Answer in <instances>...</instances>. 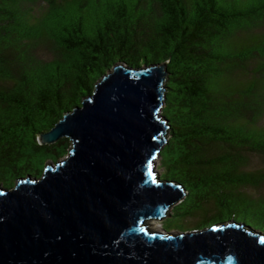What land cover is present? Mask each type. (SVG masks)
Returning a JSON list of instances; mask_svg holds the SVG:
<instances>
[{
  "label": "trees",
  "instance_id": "16d2710c",
  "mask_svg": "<svg viewBox=\"0 0 264 264\" xmlns=\"http://www.w3.org/2000/svg\"><path fill=\"white\" fill-rule=\"evenodd\" d=\"M263 59L264 0H0V183L67 155L38 134L115 64L166 63L161 176L185 191L169 216L264 231V168H245L264 157Z\"/></svg>",
  "mask_w": 264,
  "mask_h": 264
},
{
  "label": "water",
  "instance_id": "95a60500",
  "mask_svg": "<svg viewBox=\"0 0 264 264\" xmlns=\"http://www.w3.org/2000/svg\"><path fill=\"white\" fill-rule=\"evenodd\" d=\"M167 74L166 63H117L38 134L70 147L39 177L0 185V264H264V233L249 226L167 234L146 222L184 192L154 167L168 129Z\"/></svg>",
  "mask_w": 264,
  "mask_h": 264
},
{
  "label": "rangeland",
  "instance_id": "374dc122",
  "mask_svg": "<svg viewBox=\"0 0 264 264\" xmlns=\"http://www.w3.org/2000/svg\"><path fill=\"white\" fill-rule=\"evenodd\" d=\"M264 60V59H263ZM256 65V67H257V64H255ZM231 76H232V74H230ZM230 76V77H231ZM227 83H229V81L227 82ZM263 123H264V116H263V121H262ZM68 138V137H67ZM166 138H167V136L165 137V141H164V143L166 142ZM69 143H71V142H69ZM64 157H62V158H60V159H58V160H61V159H63ZM55 162V161H54ZM53 161H47V163H51V164H53L54 163ZM160 156H156V158L154 159V167H155V170L157 171V173H158V175L160 176V178L161 179H163V180H165V178L164 177H162L161 176V173H162V167H161V165H160ZM264 168V157H262L261 155H259V154H257V153H249V154H247V161H246V163H245V168H247V169H251V170H255V169H258V168ZM17 181V180H16ZM14 184H15V182H14ZM0 185L1 186H3L1 183H0ZM257 193H260V194H263L264 195V185L260 188V189H258L257 191H256ZM185 195V191L183 192V194H182V196L181 197H183ZM180 200H178L175 204H177L178 202H179ZM175 204H173V205H175ZM173 205L168 209V211L166 212V215H164V217H162V218H159V219H148L146 222L148 223V225L150 226V228L151 229H153V230H155V231H157V232H165V233H167V234H178V233H182V232H184V233H186V232H190V231H204V230H207V229H209V227H206V228H201V229H199V228H194V226H195V218H191V219H189L186 223H182V227H185V228H190V229H186V230H182V229H180V227H176L177 226V224H176V222H174L175 221V219L177 218L176 216H174V215H171V216H169L170 214H171V212H172V207H173ZM169 216V217H168ZM166 217H168L167 218V220H165L164 221V219L166 218ZM163 221H164V223L167 225V224H173L172 226L174 227V229H170V230H166V229H164L163 228V226H162V224H163ZM233 221H224L222 224H220V225H224V224H230V223H232ZM235 224H237V226H239V225H244V226H247V225H245L244 223H238V222H235ZM194 225V226H193ZM216 225V224H215ZM245 228H247V230L248 231H251L252 233H258V232H261V233H264V231H261V230H258V229H250V228H248V227H245Z\"/></svg>",
  "mask_w": 264,
  "mask_h": 264
}]
</instances>
